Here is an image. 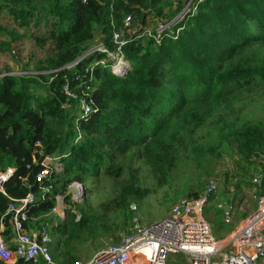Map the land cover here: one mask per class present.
<instances>
[{"label": "trees", "instance_id": "obj_1", "mask_svg": "<svg viewBox=\"0 0 264 264\" xmlns=\"http://www.w3.org/2000/svg\"><path fill=\"white\" fill-rule=\"evenodd\" d=\"M188 1L0 0V18L7 15L14 23L10 28L0 22V54L17 56L14 46L28 38L43 56L32 69L25 63L22 71L47 72L2 76L13 71H0V171L17 169L4 186L7 196L0 193V226L7 241L13 231L11 216L6 214L10 199L32 193L35 201L27 210L25 228L51 227L52 256L57 262L74 264L80 259L74 255V244L88 243L98 233L109 232L111 242L119 244L123 239L116 234L122 226L111 222L110 214H115V220L122 218V230L130 235L134 226L130 205L146 193L137 185L138 170L127 161L143 160L163 180L189 149L195 157L210 154L212 163L227 153L235 157L238 167L260 170V184L253 180L244 184L264 196V118L236 116L237 109L255 106L256 96L264 94V0H193L195 12L160 44L143 32L134 34L124 48L132 66L125 77L113 75L108 67L95 69L98 111L87 118L80 117L77 103L63 93L64 76L75 86L74 73L105 55L91 54L72 71L61 69L97 41L114 49L113 30H123L125 16L145 28L154 27L176 18ZM207 128L215 132V137H204L212 145L196 144L195 134ZM47 158L58 159L63 170L52 169L44 187L52 184L53 189L42 198L43 186L36 184V175ZM214 171L207 169L205 174ZM90 180L98 187L108 182L122 186L111 203L100 205L102 214L79 209L77 219L73 208L79 206L68 195L69 186L78 182L88 189ZM204 188L203 184L192 188L187 199L199 198ZM57 195L70 207L59 221L52 215ZM216 211L223 217L218 206ZM113 225L118 226L114 231Z\"/></svg>", "mask_w": 264, "mask_h": 264}, {"label": "built area", "instance_id": "obj_2", "mask_svg": "<svg viewBox=\"0 0 264 264\" xmlns=\"http://www.w3.org/2000/svg\"><path fill=\"white\" fill-rule=\"evenodd\" d=\"M192 1H189L190 3L181 11V17L158 22L154 27L145 28L141 22L134 21L131 16H125L123 30H113L111 43L114 49L104 41H97L87 53L61 69L72 71L91 54L105 55L94 65L74 73L72 82L76 83L75 86L71 85L67 75L64 76L63 93L68 101L77 103L82 119L98 111L94 98L95 69L99 66L108 67L113 75L125 77L132 66L125 57L124 48L134 40V34L143 32L144 36L152 37L160 44L168 32H171L190 12L193 10L195 12L196 9L191 7ZM179 33L180 30L176 32L175 38ZM42 165L43 170L36 175V184L43 186V198L53 189L52 184L44 187L51 178L52 169L61 172L63 167L58 159L51 158H47ZM27 169H30V166ZM16 175L17 169L13 167L0 171V193L7 196L4 186ZM262 178L263 175L259 173L253 179V183L260 184ZM22 180L27 183V179ZM220 191L218 180L211 178L199 198L180 200L172 206L169 216L164 221L150 226H143L139 221H134L132 233L124 237L119 244L107 245L96 252L91 260H76L74 264H168L172 255L180 253L187 256L189 264H264V198L257 200L256 212L243 219L228 238L217 240L212 236L211 223L205 216V207ZM81 193L82 184L75 182L69 186L68 195H71L72 200L78 201ZM10 200L6 214L11 216L12 239L10 241L5 239L4 226L1 224L0 261L5 264H16L19 261L30 264H62L52 256L54 240L47 227L37 231H28L25 228L27 210L34 204V195L29 193L23 199ZM218 208L222 212L225 225L230 226L234 222L235 205L224 200ZM66 211L64 197L57 195L52 215L57 221L64 220Z\"/></svg>", "mask_w": 264, "mask_h": 264}, {"label": "rangeland", "instance_id": "obj_3", "mask_svg": "<svg viewBox=\"0 0 264 264\" xmlns=\"http://www.w3.org/2000/svg\"><path fill=\"white\" fill-rule=\"evenodd\" d=\"M189 1L186 5L190 3ZM191 7L193 8V4ZM181 16L182 12H180L176 18ZM0 22L2 24H6L10 28L14 27V23L7 15L1 17ZM20 33H23V31L20 30ZM14 54H17V56L12 57L11 53L0 54V71L4 72L6 68H10L13 71L3 73L2 76H21L29 74L37 75L39 73H47L46 71L36 72L35 70V72L22 71V66L25 63L28 62L30 64L29 68L32 69L37 62L41 61V57L43 56V53L40 50H37L35 44H33L28 38L24 39L20 44L18 43L14 46ZM255 99L257 101L255 106L249 105L247 107H242L244 110L241 112V108L237 109L236 116L242 117L243 115H248L251 119H263L264 94L260 93ZM251 113L254 115H251ZM214 120H217V118L214 117ZM207 135L215 137L214 130L207 128L206 130L204 129L198 131L194 136L196 144H200L204 147L211 146L212 143L209 142L207 138H204ZM211 159L212 156L210 154L195 157L191 154L189 149L187 153H184L183 156L176 161L173 169L171 170V174L163 180L155 177L151 168L148 167L143 160L135 159L134 162L127 161L133 170H138L139 183H137V185L142 192H146L142 195V198L138 203H131V211H129V213H133L131 222L134 223V221H139L143 226H150L156 222L164 221L169 216L172 206L182 199H187V195H189L192 188H196L200 184H203L204 187L209 179L215 178L220 183L221 191L220 194L218 193L217 195H214L213 198L209 200V203H207L205 207V216L211 223L212 236L217 240L226 239L232 230L234 231L243 219L256 212L257 200L261 197H259L260 195L256 191V188L250 189L244 183L250 182V180H253L259 173L262 174V172H260V170L256 173L250 172L244 165L238 167L235 157L230 158L227 153H224L220 158H217L215 163H212ZM211 168L215 169L214 174L206 175L205 172L207 169ZM123 179L127 180L128 176L124 175ZM88 186L90 193H87V189L86 195L84 197L81 196L82 199H78V201L73 200V203H76V206H79L77 209L73 208L76 216H78V219L81 217L79 209H84V212H97L98 215L102 214L103 209L101 210L100 205L105 202L111 203L116 194L119 192L122 183L121 185H117L115 187L111 182L106 184L101 183V186L98 187L93 184L92 180H90ZM237 187H239V189H237ZM226 191L229 192L228 195ZM235 197L237 198L235 199ZM225 198L233 200L236 207L234 222L230 226H226L222 223V217L216 211V206L222 203ZM219 199H221V201ZM69 208L70 207L67 206V211ZM134 208L136 209L134 210ZM110 215L111 222H116L117 225H120L121 223L122 226L120 231L116 234V237L119 236L123 239L128 236L126 230H122V218L115 220V214ZM118 215H120V212H118ZM54 223L58 224L56 221ZM47 228L52 235L51 227L47 226ZM116 228H118L116 225L111 227L113 231ZM100 235L102 234L100 233ZM100 235L98 233L96 237H94V240H90L88 243L74 244V255L76 254L80 256V259H78L79 261L91 260L95 253L100 249L107 245L114 244L109 238V232L105 235ZM52 237L55 243V237L53 235ZM168 264L189 263L187 256L180 253L172 255Z\"/></svg>", "mask_w": 264, "mask_h": 264}, {"label": "water", "instance_id": "obj_4", "mask_svg": "<svg viewBox=\"0 0 264 264\" xmlns=\"http://www.w3.org/2000/svg\"><path fill=\"white\" fill-rule=\"evenodd\" d=\"M86 186L84 184H82V193L81 196L84 197L86 195ZM81 196L79 197V199H82Z\"/></svg>", "mask_w": 264, "mask_h": 264}, {"label": "crops", "instance_id": "obj_5", "mask_svg": "<svg viewBox=\"0 0 264 264\" xmlns=\"http://www.w3.org/2000/svg\"><path fill=\"white\" fill-rule=\"evenodd\" d=\"M259 197H264V196H259ZM231 233H232V232H231ZM231 233H230V234H231ZM230 234H229V235H230ZM229 235H228V237H229ZM228 237H227V238H228ZM10 244H11V242H10ZM11 247H13V244H11Z\"/></svg>", "mask_w": 264, "mask_h": 264}, {"label": "bare ground", "instance_id": "obj_6", "mask_svg": "<svg viewBox=\"0 0 264 264\" xmlns=\"http://www.w3.org/2000/svg\"><path fill=\"white\" fill-rule=\"evenodd\" d=\"M65 200V199H64ZM66 201V200H65ZM67 202V201H66ZM69 204V203H68ZM78 219V218H77ZM233 231V230H232ZM53 252V251H52Z\"/></svg>", "mask_w": 264, "mask_h": 264}, {"label": "clouds", "instance_id": "obj_7", "mask_svg": "<svg viewBox=\"0 0 264 264\" xmlns=\"http://www.w3.org/2000/svg\"><path fill=\"white\" fill-rule=\"evenodd\" d=\"M53 246V245H52ZM52 250V249H51Z\"/></svg>", "mask_w": 264, "mask_h": 264}]
</instances>
